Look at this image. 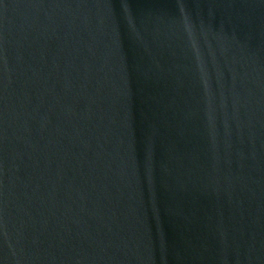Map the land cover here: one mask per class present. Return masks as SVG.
<instances>
[{
    "label": "water",
    "instance_id": "95a60500",
    "mask_svg": "<svg viewBox=\"0 0 264 264\" xmlns=\"http://www.w3.org/2000/svg\"><path fill=\"white\" fill-rule=\"evenodd\" d=\"M0 264H264V0H0Z\"/></svg>",
    "mask_w": 264,
    "mask_h": 264
}]
</instances>
